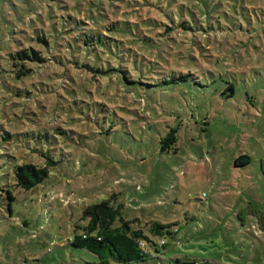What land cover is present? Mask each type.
Masks as SVG:
<instances>
[{
	"label": "rangeland",
	"instance_id": "374dc122",
	"mask_svg": "<svg viewBox=\"0 0 264 264\" xmlns=\"http://www.w3.org/2000/svg\"><path fill=\"white\" fill-rule=\"evenodd\" d=\"M74 1L48 20L52 2L0 0V264H99L70 239L108 198L146 234L178 228L161 253L109 264H264V0ZM110 21L121 39L97 51L59 33ZM23 48L41 52L29 70ZM47 156L44 181L11 185Z\"/></svg>",
	"mask_w": 264,
	"mask_h": 264
},
{
	"label": "trees",
	"instance_id": "16d2710c",
	"mask_svg": "<svg viewBox=\"0 0 264 264\" xmlns=\"http://www.w3.org/2000/svg\"><path fill=\"white\" fill-rule=\"evenodd\" d=\"M47 2H52V5H48L50 12L47 15V19L51 20L56 18L55 9L58 6H61L63 9L68 10L69 4L63 5L59 1L62 0H44ZM83 1L88 0H75L73 5L77 6L78 4H82ZM145 3L143 4V6ZM64 20L66 23L71 22ZM43 21V20H42ZM116 21H110L109 25L106 27H102L100 25L96 26H87V29L82 31L84 27H81V31L76 33L73 31L74 27L70 25L67 29L64 27V23L62 24V29L60 32L55 28L57 32L63 34L64 32H70L72 37L76 38L77 40H81L83 43L86 44V49L88 52H92L94 50H98L97 43L110 45L111 42L116 41L118 42L121 38L115 40L109 36L108 32H111L112 29L115 28ZM44 23V22H43ZM56 21L53 25L56 26ZM119 32V36H121L122 31L116 30ZM46 36V35H45ZM60 40L62 43L64 42L65 37L61 36ZM22 44V43H21ZM77 46L79 44L77 42ZM111 51L112 48H109ZM33 57L40 59V50L30 49V52L27 48H23L22 50L15 53V55L20 58L21 60V67L24 70H29L24 68V64L28 63L29 61L27 58ZM64 53L61 51L58 55L62 56ZM13 56V55H12ZM32 59V58H31ZM86 67V68H85ZM84 69L86 71H91L92 73H97L100 70L99 66H90L86 64ZM81 70V69H80ZM83 70V69H82ZM81 70V71H82ZM123 71V70H122ZM81 73V72H80ZM71 76V75H69ZM96 76H92L91 79H94ZM178 78H181L179 76ZM131 80L130 82H132ZM166 81V79H165ZM169 82L175 83L176 79L170 78ZM229 87V86H228ZM176 127L170 128L167 132L166 137L163 138V142L168 144H174L176 141ZM250 161V157L246 154H240L238 157L234 159V165H243ZM56 161L50 157H46V161L44 165L29 163V162H21L16 163L13 168V181L11 185H15L17 187L23 189H29L37 184L44 181L49 173V166L55 165ZM9 196V200L13 199V196L7 190ZM10 204H8V207ZM82 218L85 219V223L82 226V231L79 234H74L71 237V243L74 246L85 248L86 250L94 253L98 258L99 264H109L111 260H118L123 262H141L146 260L150 256L155 253H161V248H164L166 244L167 236L175 234L178 228L173 223H162L158 221L151 220L150 222H146L145 226H147L149 234H146L142 227L143 225L140 224L138 219H126L120 214L119 207H114L110 203V199H103L99 202L92 203L86 206L82 212ZM261 218L264 219V214H261ZM260 221L261 228L264 229V220ZM174 227V228H173ZM158 236L159 241H155L154 237ZM153 237V238H152ZM163 240V242H161ZM160 247V249H159ZM162 264H209L208 261L205 259H187V260H180L179 258L175 257V259H168V261L163 262Z\"/></svg>",
	"mask_w": 264,
	"mask_h": 264
},
{
	"label": "built area",
	"instance_id": "2783aa9c",
	"mask_svg": "<svg viewBox=\"0 0 264 264\" xmlns=\"http://www.w3.org/2000/svg\"><path fill=\"white\" fill-rule=\"evenodd\" d=\"M161 242H163V240H161Z\"/></svg>",
	"mask_w": 264,
	"mask_h": 264
}]
</instances>
